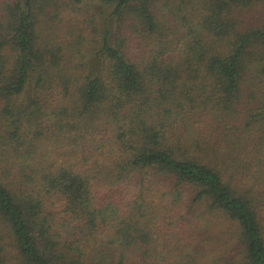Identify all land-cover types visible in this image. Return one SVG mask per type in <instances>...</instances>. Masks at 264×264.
I'll return each instance as SVG.
<instances>
[{
	"label": "trees",
	"instance_id": "trees-1",
	"mask_svg": "<svg viewBox=\"0 0 264 264\" xmlns=\"http://www.w3.org/2000/svg\"><path fill=\"white\" fill-rule=\"evenodd\" d=\"M0 264H264V0H0Z\"/></svg>",
	"mask_w": 264,
	"mask_h": 264
},
{
	"label": "rangeland",
	"instance_id": "rangeland-1",
	"mask_svg": "<svg viewBox=\"0 0 264 264\" xmlns=\"http://www.w3.org/2000/svg\"><path fill=\"white\" fill-rule=\"evenodd\" d=\"M60 40H62V38H60ZM166 260L167 262H172V260H174V256L172 254H168Z\"/></svg>",
	"mask_w": 264,
	"mask_h": 264
}]
</instances>
